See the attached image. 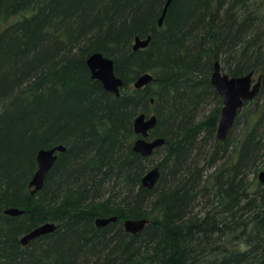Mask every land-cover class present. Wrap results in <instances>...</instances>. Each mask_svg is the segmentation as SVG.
I'll return each instance as SVG.
<instances>
[{
    "label": "trees",
    "instance_id": "trees-1",
    "mask_svg": "<svg viewBox=\"0 0 264 264\" xmlns=\"http://www.w3.org/2000/svg\"><path fill=\"white\" fill-rule=\"evenodd\" d=\"M164 1L0 0V264H264V182L248 180L264 165V87L229 150L209 81L215 60L230 76L264 71V0H172L159 27ZM94 51L114 59L118 96L90 78ZM146 71L155 79L129 88ZM151 97L166 142L146 189L132 121ZM57 143L67 149L31 195L36 151ZM98 215L117 220L96 227ZM126 217L150 222L130 234ZM44 221L58 226L22 245Z\"/></svg>",
    "mask_w": 264,
    "mask_h": 264
},
{
    "label": "water",
    "instance_id": "water-1",
    "mask_svg": "<svg viewBox=\"0 0 264 264\" xmlns=\"http://www.w3.org/2000/svg\"><path fill=\"white\" fill-rule=\"evenodd\" d=\"M172 0H165L161 13L158 18V25H161L166 15V11L171 4ZM150 40V35L145 38H134L133 49L145 47ZM86 63L90 68L91 75L94 78L100 79L103 87L107 90L118 92L117 86L121 85V79L115 74L113 68V60L109 57H105L100 52L91 53ZM151 80V75L143 74L135 81V86L140 87L143 84ZM211 83L216 88L218 93L223 98L222 114L217 127V137L221 140L225 139L229 133L234 117L237 115L239 109L242 107L244 101L252 100L259 89L264 87V71L257 77L250 71L247 74L240 76H230L229 74L222 72L220 69L219 61H215L213 65V71L211 73ZM155 123V116H151L148 120H144V114H140L134 122V128L136 132L141 133L143 136L138 138L133 149L140 152L143 155L151 153L154 147L162 144L164 140L162 138L146 139L147 129L152 127ZM65 146L63 144H57L51 148H42L37 152L38 167L33 173L29 186L33 187L31 193L42 188L47 173L51 169L56 159L55 152L64 151ZM160 176L158 167H154L145 172L142 177V184L151 188L154 186ZM260 181L264 180V170H261L258 174ZM6 213L16 215L21 213L16 208H9L5 210ZM115 216L106 218H96L95 223L97 225H105L110 221L115 220ZM148 222L146 218L138 219H125L123 226L125 230L135 233L142 230L145 224ZM55 228L52 222H46L42 225L31 230L29 233L21 238V242L26 244L30 239L45 232H49Z\"/></svg>",
    "mask_w": 264,
    "mask_h": 264
},
{
    "label": "bare ground",
    "instance_id": "bare-ground-1",
    "mask_svg": "<svg viewBox=\"0 0 264 264\" xmlns=\"http://www.w3.org/2000/svg\"><path fill=\"white\" fill-rule=\"evenodd\" d=\"M165 2V1H164ZM164 4V3H163ZM163 4H162V6H163ZM170 6V5H169ZM169 8V7H168ZM161 10H162V8H161ZM168 10V9H167ZM166 13H167V11H166ZM159 18V17H158ZM165 18V17H164ZM163 21H164V19H163ZM162 24H163V22H162ZM162 24L161 25H158V19H157V26H162ZM150 35V34H149ZM148 36V35H147ZM146 36V37H147ZM136 37V36H135ZM134 37V38H135ZM139 38H145V37H140V36H138ZM134 38H133V41H132V49H133V44H134ZM150 39H151V35H150ZM149 42H150V40H149ZM149 42H148V44H149ZM147 44V45H148ZM146 45V46H147ZM145 46V47H146ZM145 47H140V48H138V49H142V48H145ZM138 49H133V50H138ZM94 52H96V51H94ZM93 53V52H92ZM100 53H102V52H100ZM91 54V53H90ZM89 54V55H90ZM103 54V53H102ZM88 55V56H89ZM104 55V54H103ZM87 56V57H88ZM105 56V55H104ZM105 57H109V56H105ZM109 58H111L112 60H113V68H114V70H115V61H114V59L112 58V57H109ZM87 59V58H86ZM215 61H219V60H215ZM214 61V62H215ZM86 62V61H85ZM219 63H220V61H219ZM213 65H214V63H213ZM86 66H87V68H88V70H89V75H90V78L91 79H93V80H97L100 84H101V87H102V89L104 90V91H106V92H109V93H111V94H113V95H115V96H118L119 94H120V92H121V89L123 88V85H124V82H123V79H122V77H120L119 76V78L121 79V85H118L117 86V89H118V92H117V94L114 92V91H111V90H107V89H105L104 87H103V84H102V82L100 81V79H98V78H94V77H92V75H91V71H90V68L88 67V65H87V63H86ZM220 69H221V64H220ZM212 71H213V66H212ZM212 71H211V73H212ZM221 71H222V69H221ZM223 72V71H222ZM149 74V75H151V80H149L147 83H145V84H143L142 86H140V87H136L135 86V81L140 77V76H142L143 74ZM211 73H210V75H209V81H210V84L212 85V87H213V89H214V91H215V93L219 96V97H221V105H220V109H219V115H218V120H217V123H216V127H215V138H216V140L217 141H219V142H228L227 143V146H228V149L229 150H231V148H232V146H233V144L235 143V140H236V138H234L233 140L231 139V132H232V130H233V127H234V125L235 124H238V123H236V117H237V115L234 117V120H233V123H232V127H231V129H230V131H229V133L227 134V136H226V138L225 139H223V140H221V139H219L218 137H217V127H218V124H219V121H220V118H221V114H222V106H223V98H222V96L218 93V91L216 90V88L213 86V84L211 83ZM249 73V72H248ZM254 73V72H253ZM116 74V73H115ZM247 74V73H246ZM255 74V73H254ZM117 75V74H116ZM244 75V74H243ZM118 76V75H117ZM237 76H240V75H237ZM155 79V76L151 73V72H143V73H141L139 76H137L128 86H129V88H133V89H135V90H140V89H143V88H145L147 85H149L153 80ZM261 89V88H260ZM259 89V90H260ZM259 92V91H258ZM257 92V93H258ZM257 95V94H256ZM244 103V102H243ZM149 104H150V108L147 110V111H141V112H139L137 115H135V117L133 118V121H132V129H133V132H134V134H135V137H134V139L132 140V145H131V149H132V151L134 152V153H138L140 156H142V157H149L150 159H151V161L149 162V165H148V169L146 170V171H148V170H150V169H152V168H154V167H158V170H159V173H160V176H161V168L159 167V165H157L156 164V162L157 161H159L160 159H161V157H162V155H161V157L156 161V162H153V157L156 155V153H155V151L156 150H158V149H161V147L165 144V142H166V140H165V138L164 137H161V136H154V135H152V131L155 129V126H156V124H157V115H156V113H155V111L153 110V104H154V99H153V97H151L150 99H149ZM214 106V105H213ZM213 106H212V104H207L206 106H205V108L207 109L206 110V113L207 112H209L211 109H213ZM243 106V105H242ZM140 114H144V120H148L151 116H155V123H154V125L152 126V127H150V128H148L147 129V137H146V139H154V138H162L163 140H164V142L162 143V144H160V145H158V146H156V147H154V149L151 151V153H149V154H146V155H143V154H141L140 152H138V151H135L134 149H133V147H134V143H135V141L138 139V138H141L143 135L141 134V133H139V132H136L135 131V128H134V122H135V119L140 115ZM238 138V137H237ZM231 142H233L232 143V146H230V143ZM57 144H63V143H57ZM57 144H54V145H52L51 147H53V146H55V145H57ZM64 145V144H63ZM65 146V145H64ZM51 147H42V148H51ZM66 147V146H65ZM42 148H40V149H42ZM40 149H38V150H40ZM66 149H67V147L65 148V150L64 151H66ZM38 150L36 151V154H35V161H36V168H35V170L37 169V167H38V159H37V152H38ZM64 151H56L55 152V154H56V159H55V161H54V163L56 162V160H57V158H58V156H59V154L60 153H62V152H64ZM161 152H162V150H160ZM161 152L160 153H158V155H160L161 154ZM163 153V152H162ZM35 170H34V172H35ZM145 171V172H146ZM261 171V170H260ZM213 171L211 170V169H207L206 171H205V173H212ZM145 174V173H144ZM143 174V175H144ZM33 176V175H32ZM32 176L30 177V179L28 180V183H27V186H28V189H29V193L31 194V195H34L37 191H39V190H37V191H35L34 193H31V189L33 188V187H30L29 186V181L31 180V178H32ZM160 176H159V178H158V180L156 181V183L154 184V186L153 187H151V188H149V187H147V186H145V185H143L142 184V177H141V179H140V185L142 186V187H144V188H146V189H153L155 186H156V184L158 183V181H159V179H160ZM259 177V176H258ZM260 180V179H259ZM261 183H263L264 182V180L263 181H260ZM44 185V184H43ZM43 187V186H42ZM9 208H16V209H18V210H20L21 211V213H19V214H16V215H21V214H23L24 213V209L23 208H20V207H16V206H9V207H6V208H4L3 209V213L4 214H6V215H10V216H14V215H12V214H9V213H6L5 212V210H7V209H9ZM111 216H115L116 217V219L115 220H113V221H110L109 223H112V222H115L116 220H117V216L116 215H111ZM111 216H104V215H98V216H95L94 217V224H95V226L96 227H104V226H106V225H108L109 223H107V224H105V225H97L96 223H95V219L96 218H98V217H100V218H106V217H111ZM142 218H145V217H142ZM125 219H138V218H130V217H126V218H122V228H123V230L124 231H126V232H128V233H130V234H136V233H138V232H140V231H138V232H135V233H132V232H129V231H127V230H125V228H124V226H123V222L125 221ZM147 220H148V222L147 223H149L150 222V220L148 219V218H146ZM46 222H52V221H44V222H41V223H39L38 225H36L35 227H33L32 229H30V230H28V231H26L25 233H23V234H21L20 235V237H19V241H20V243L22 244V245H26V244H28L29 242H31L32 240H34L35 238H37V237H39V236H42V235H45V234H47V233H50V232H52V231H54L56 228H57V226H58V224L57 223H55V222H52L54 225H55V228L53 229V230H51V231H49V232H45V233H42V234H40V235H37V236H35L34 238H32V239H30L26 244H23L22 242H21V238L24 236V235H26L27 233H29L31 230H33L34 228H36V227H38L39 225H42V224H44V223H46ZM146 223V224H147ZM145 224V225H146ZM262 250H263V252H264V245L262 246Z\"/></svg>",
    "mask_w": 264,
    "mask_h": 264
},
{
    "label": "rangeland",
    "instance_id": "rangeland-1",
    "mask_svg": "<svg viewBox=\"0 0 264 264\" xmlns=\"http://www.w3.org/2000/svg\"><path fill=\"white\" fill-rule=\"evenodd\" d=\"M260 73L258 74H255V76L257 77ZM242 129V120L241 122H238V124H235L234 127H233V130L231 132V139L233 140L234 138H237V137H240V131ZM232 143H230V146H232ZM163 153H161L160 155L156 154L154 157H153V162H156L162 155ZM260 170H264V165H260L257 169V172L256 173H248V180L251 182V188H254L256 189L257 187L259 186H263L261 183H260V180H259V177H258V174L260 172Z\"/></svg>",
    "mask_w": 264,
    "mask_h": 264
}]
</instances>
